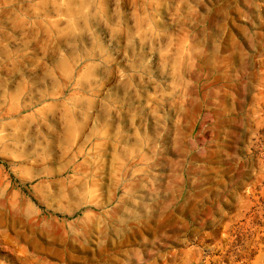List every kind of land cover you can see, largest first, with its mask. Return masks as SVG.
<instances>
[{
	"label": "rangeland",
	"instance_id": "obj_1",
	"mask_svg": "<svg viewBox=\"0 0 264 264\" xmlns=\"http://www.w3.org/2000/svg\"><path fill=\"white\" fill-rule=\"evenodd\" d=\"M0 264H264V0H0Z\"/></svg>",
	"mask_w": 264,
	"mask_h": 264
}]
</instances>
